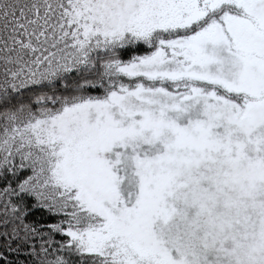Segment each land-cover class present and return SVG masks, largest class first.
<instances>
[{"label": "snow or ice", "instance_id": "1", "mask_svg": "<svg viewBox=\"0 0 264 264\" xmlns=\"http://www.w3.org/2000/svg\"><path fill=\"white\" fill-rule=\"evenodd\" d=\"M264 153V0H0V264H169L154 189Z\"/></svg>", "mask_w": 264, "mask_h": 264}, {"label": "clouds", "instance_id": "2", "mask_svg": "<svg viewBox=\"0 0 264 264\" xmlns=\"http://www.w3.org/2000/svg\"><path fill=\"white\" fill-rule=\"evenodd\" d=\"M158 227L176 264H264V183L223 162L183 170Z\"/></svg>", "mask_w": 264, "mask_h": 264}, {"label": "rangeland", "instance_id": "3", "mask_svg": "<svg viewBox=\"0 0 264 264\" xmlns=\"http://www.w3.org/2000/svg\"><path fill=\"white\" fill-rule=\"evenodd\" d=\"M260 154L264 155V153H257V152H255L254 150H252L250 148L247 152H245L243 154L233 153V154L226 155L222 151H214L210 155V158H213V159L217 160L219 163H221V162L225 163L224 161H226L227 159L229 161H231V159H232V160H235L237 162H242L243 166L241 167L240 164H239V166L237 168H241V169L245 170L246 172H248L247 173L248 178L250 179V181L253 184H256V183H264V171H263L264 169L261 167L262 170H260L259 173H250L249 171H247V169H248V167H250L253 164L254 160L255 161H259V162L262 161V163L264 164V158ZM241 157H244V158L239 160ZM203 161H207V159H204ZM229 161H226V163H229V164L233 165V163L229 162ZM197 166H198V164H192V163L185 164L183 166V168H181V169H179V170H177V171H175V172H173V173H171L169 175H166L161 180V183L154 189V191H161V192H163V193L168 195L169 190L171 188L170 187L171 186V179L173 177L177 176L181 171L186 170V169L197 168Z\"/></svg>", "mask_w": 264, "mask_h": 264}, {"label": "trees", "instance_id": "4", "mask_svg": "<svg viewBox=\"0 0 264 264\" xmlns=\"http://www.w3.org/2000/svg\"><path fill=\"white\" fill-rule=\"evenodd\" d=\"M222 152L225 153L226 155H228L225 151H222ZM211 154H212V152L209 154V156ZM260 155H262V157L264 158L263 154H260ZM242 158H244V157H241L239 160H241ZM226 161H229V160L227 159ZM226 161H224V162L226 163ZM229 162H232L234 167H236V168L239 166V164L241 167L243 166L242 162H237V161L232 160V159ZM216 163H219V162L213 158H209V159H207V161L202 160V162L198 163L197 168L204 169L205 166L213 165ZM226 164L228 166H233L232 164H229V163H226ZM261 167L264 169V164L262 163V161L259 162V161L254 160L253 164L250 167H248L247 171H249L250 173H259L260 170H262ZM246 173H248V172H246ZM175 178H176V176L171 179V186L170 187H172V184H173ZM155 192L157 193V196H158V210L155 212V214L153 216L152 224L154 226L155 234L164 242V244L166 246L167 260H168L169 264H176L174 253L168 247L166 241L162 238V235H161L159 227H158L161 217L167 212V199H168L169 193L167 195L161 191H155Z\"/></svg>", "mask_w": 264, "mask_h": 264}]
</instances>
